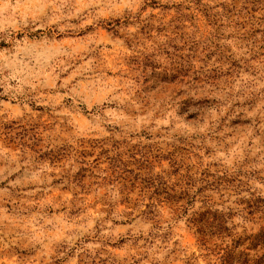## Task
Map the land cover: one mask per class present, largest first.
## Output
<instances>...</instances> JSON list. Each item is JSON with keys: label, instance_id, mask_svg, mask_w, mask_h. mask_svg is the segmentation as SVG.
I'll return each mask as SVG.
<instances>
[{"label": "clouds", "instance_id": "9594fccd", "mask_svg": "<svg viewBox=\"0 0 264 264\" xmlns=\"http://www.w3.org/2000/svg\"><path fill=\"white\" fill-rule=\"evenodd\" d=\"M0 264H264V0H0Z\"/></svg>", "mask_w": 264, "mask_h": 264}]
</instances>
